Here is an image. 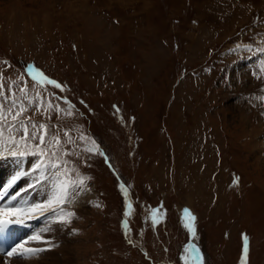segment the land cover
<instances>
[{"label": "rangeland", "instance_id": "1", "mask_svg": "<svg viewBox=\"0 0 264 264\" xmlns=\"http://www.w3.org/2000/svg\"><path fill=\"white\" fill-rule=\"evenodd\" d=\"M258 47L264 0H0V66H11L3 75L15 80L32 65L75 106L67 121L26 115L82 130L84 141L70 133L77 151L93 139L106 148L109 166L98 154L90 167L67 157L91 177L64 227L69 264H185L191 245L195 264H264Z\"/></svg>", "mask_w": 264, "mask_h": 264}, {"label": "snow or ice", "instance_id": "2", "mask_svg": "<svg viewBox=\"0 0 264 264\" xmlns=\"http://www.w3.org/2000/svg\"><path fill=\"white\" fill-rule=\"evenodd\" d=\"M254 54L264 56V47H258ZM258 66L259 71L264 73V59L259 61ZM6 67L11 66L7 61H4L3 66H0V156L7 155L17 159L33 157L35 159L32 161L30 172H17L8 184L0 189V200L4 199L8 191L25 175L34 177V183L29 185L31 189L45 184L48 186L45 198L40 201L21 200L16 203L21 197V193L17 192L8 199L7 203L0 205V233L7 231L11 225L27 226L28 222L40 219L45 222L44 227L33 232L25 241L16 244L10 250L0 251V255L7 258L4 260V264H9V261L11 264H17L18 260L32 259L47 250L43 247L27 246L30 242L55 246L52 241L45 238L44 234L54 231V225L61 227L69 225L75 216L74 211L69 210L70 207L78 203L79 198L89 190L88 181L91 177L82 174L75 161L67 157L83 160L85 166L90 167L88 161L92 155L104 156L106 161L107 156L99 150L94 139L92 140L94 147L77 151L76 140L70 133L77 132L78 139L84 141L88 138L82 130L61 128L59 124L37 122L32 119V116L26 115L29 112L39 114L46 121L52 120L53 113L57 120L67 121L73 118L75 106L67 98L49 92L47 87L51 86L52 89L63 92L65 89L62 84L50 79L32 65L26 67L23 75L11 80L3 75ZM252 74L259 79L255 72ZM25 75L31 80V87L27 83H22ZM261 91L264 92V89ZM260 99L264 101V96H261ZM53 100H62L67 107L61 108L60 104L53 103ZM69 144L73 146L71 149L65 147ZM81 152L88 155L84 156ZM121 191L127 196L123 185H121ZM130 208L131 205L126 201L125 216L129 214L128 209ZM157 211L152 212L154 228L157 222ZM184 215L187 217L184 227L191 235H194L195 228L192 222L195 221V217L187 210ZM129 242L132 241L129 239ZM184 251L189 257L188 259L181 257L185 264H195L200 259L199 249L194 245L186 247ZM244 252L247 253L246 242ZM242 264H244L243 258Z\"/></svg>", "mask_w": 264, "mask_h": 264}, {"label": "bare ground", "instance_id": "3", "mask_svg": "<svg viewBox=\"0 0 264 264\" xmlns=\"http://www.w3.org/2000/svg\"><path fill=\"white\" fill-rule=\"evenodd\" d=\"M3 157H7V155L0 156V158H3ZM32 161L33 159H27L25 160L24 163L18 165L14 161L7 162L4 159H1L0 161V189H3L8 184L9 180L17 174V172L19 171L30 172ZM32 183H34V177L32 175H25L21 177L17 181V183L8 191L7 196L4 197V199L0 200V205L7 203L8 199H10L11 196L15 195L16 192H21L20 191L21 189L23 191V193H21L22 200L28 198L29 202H37V201L44 199L45 193L48 190L47 184L37 187L35 189H31L29 188V185ZM35 190L37 192H34ZM37 193H38V197H37ZM89 194H90V191H87L84 195H82L79 198L78 203H76L74 207L80 206L83 203L82 201L86 199L89 196ZM19 199L20 197L18 198V200ZM127 199L129 200L128 196H127ZM18 200L16 201V203H19ZM129 211L130 209H128V212ZM27 225H28V229L29 227H31L29 229L30 231H32L34 228L39 230L40 227L45 226V222L43 219L33 220V221L28 222ZM53 227H54V231L45 233L44 235H45V238L48 237L49 238L48 240L52 241V244L55 246L47 245L49 246V248H45L47 250L46 252L44 251L45 253L43 254V257L40 256L39 258H32L31 260L21 259V260H18L17 264H69V262H71V257L70 258L64 257V255H67L68 253L72 251L70 247V242L65 236L64 227H61L59 225H54ZM28 229L26 230L20 229V228L16 229L15 235H20V237L22 238L25 234H27ZM55 241L57 242L59 241L60 246L57 244H54V243H57ZM31 243H34V242H31ZM31 243L28 246H30ZM47 246L39 245L37 243L32 245V247H47ZM49 256L51 257L49 261L47 262L42 261L44 257H49ZM2 262H3V259L0 257V264H4ZM9 264H11V261H9Z\"/></svg>", "mask_w": 264, "mask_h": 264}]
</instances>
